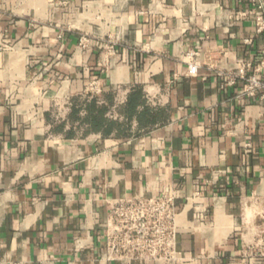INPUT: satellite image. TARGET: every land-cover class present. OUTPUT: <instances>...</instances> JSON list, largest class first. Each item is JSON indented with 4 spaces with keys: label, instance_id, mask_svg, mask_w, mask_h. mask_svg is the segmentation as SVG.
<instances>
[{
    "label": "crops",
    "instance_id": "0c3cea01",
    "mask_svg": "<svg viewBox=\"0 0 264 264\" xmlns=\"http://www.w3.org/2000/svg\"><path fill=\"white\" fill-rule=\"evenodd\" d=\"M251 7L0 0V264H126L101 255L108 205L163 190L173 264H264L244 257L264 205V99L216 73L260 60L264 33L238 17Z\"/></svg>",
    "mask_w": 264,
    "mask_h": 264
},
{
    "label": "built area",
    "instance_id": "2783aa9c",
    "mask_svg": "<svg viewBox=\"0 0 264 264\" xmlns=\"http://www.w3.org/2000/svg\"><path fill=\"white\" fill-rule=\"evenodd\" d=\"M251 9L238 12L242 20L254 22L256 33H264V0H250ZM84 45V39L81 40ZM1 49V48H0ZM198 53L187 56L188 74H194L200 65ZM207 65V64H206ZM210 67V66H209ZM223 81L222 88L243 85L242 95L264 99V49L256 64L238 63L230 70H217ZM175 192L161 191L144 198L117 200L108 205L105 242L101 255L106 261L130 263L137 260L145 264H173L178 261L176 239L180 232ZM254 241L245 251L248 261L264 259V205L258 212Z\"/></svg>",
    "mask_w": 264,
    "mask_h": 264
}]
</instances>
